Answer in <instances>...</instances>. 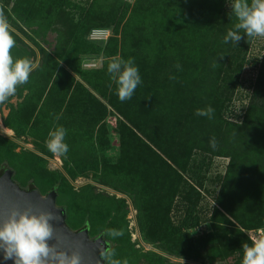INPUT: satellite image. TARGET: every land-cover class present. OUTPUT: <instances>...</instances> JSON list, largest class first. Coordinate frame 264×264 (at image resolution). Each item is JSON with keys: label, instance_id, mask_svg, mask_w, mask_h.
<instances>
[{"label": "trees", "instance_id": "trees-1", "mask_svg": "<svg viewBox=\"0 0 264 264\" xmlns=\"http://www.w3.org/2000/svg\"><path fill=\"white\" fill-rule=\"evenodd\" d=\"M224 2L13 3L16 15L36 19L44 28L65 17L73 32L63 46L62 64L46 53L44 77L32 81L33 112L21 118V128L32 133L62 126L66 138L81 137L94 157L89 170L128 187L138 198L144 237L170 247L173 256L204 254L206 264H241L242 242L251 243L249 237L264 232V50L241 121L226 119L223 112L234 97L251 38L223 42L237 23ZM110 28L103 47L86 39L94 29ZM92 56L102 58L101 66L83 68L82 59ZM114 56L133 58L142 79L123 103L107 73V61ZM208 106L214 109L211 119L195 114ZM109 117H116L121 151L113 165L104 159ZM7 127L15 131L12 124ZM211 158L228 163L223 176L212 182L219 190L208 208L202 206L200 190ZM33 189L30 184L28 190ZM203 223L209 231L193 236L190 232ZM85 227L89 233L88 221L80 229Z\"/></svg>", "mask_w": 264, "mask_h": 264}, {"label": "rangeland", "instance_id": "rangeland-1", "mask_svg": "<svg viewBox=\"0 0 264 264\" xmlns=\"http://www.w3.org/2000/svg\"><path fill=\"white\" fill-rule=\"evenodd\" d=\"M14 1L9 0L8 4H5L6 0L0 2V11L6 17L9 31L16 42L11 55L14 59L29 58L33 62V70L28 82L18 86L16 93L0 104V169L5 167L11 170L13 180L21 188L28 190L31 184L43 196L58 183L54 190L57 195L56 205L65 210V220L71 230L78 231L85 221L89 222L91 239L99 237L106 229L120 230L122 235L116 238L104 234L102 236L115 253L113 259L121 261V264L125 260L127 264H206L204 254L194 259L173 256L167 249L170 247L144 237L139 226L141 205L138 198L128 187L123 188L124 185H117L115 180H106L89 170L94 157L90 150L83 148L81 137L65 138L69 151L64 156L54 155L45 144L49 133L47 130L28 133L21 128V118L27 119L28 114L33 112L32 81L44 77L46 53H50L62 64L63 46L71 40L73 32L65 17H59L52 21L49 28H44L43 23L36 19H24L21 14L16 15L13 10ZM124 1L130 6L134 2ZM223 4L227 5V0ZM111 35V28L94 29L86 39L103 47ZM263 50L264 37L251 38L247 61L234 97L223 112L226 119L241 121L251 97ZM101 62L100 56H92L83 58L81 65L87 69L96 68L101 66ZM7 124H12L15 131L7 127ZM106 125L109 149L104 153V159L113 165L121 152L119 137L115 133L116 117H109ZM209 160V167L204 173L206 179L200 192L204 197L202 206L208 205L211 208L219 190V184L212 182L217 176H223L228 160ZM209 229L208 223H203L190 233L196 236Z\"/></svg>", "mask_w": 264, "mask_h": 264}, {"label": "clouds", "instance_id": "clouds-1", "mask_svg": "<svg viewBox=\"0 0 264 264\" xmlns=\"http://www.w3.org/2000/svg\"><path fill=\"white\" fill-rule=\"evenodd\" d=\"M229 16H235L237 23L224 36V43L238 44L242 39L264 37V0H227ZM15 39L9 25L0 11V104L13 96L17 87L28 82L33 62L27 57L13 58L11 49ZM179 67V65H177ZM107 73L115 84V93L120 102L130 100L142 83L139 68L133 58L111 57L107 61ZM214 109L208 106L197 109L195 114L212 118ZM67 130L58 126L48 133L45 141L47 149L54 155L64 156L69 151L65 142ZM215 147L214 139L210 142ZM59 217L51 210L33 211L30 207L12 208L7 217L0 222V249L4 260L13 264H81L82 256L78 249L66 251L57 247L56 229L53 221ZM106 236L116 238L122 235L117 229H106ZM57 240V244L49 241ZM251 243L242 242L243 258L241 264H264V232L249 237ZM106 264H121L113 259L114 251L102 253ZM123 264H127L125 260Z\"/></svg>", "mask_w": 264, "mask_h": 264}, {"label": "water", "instance_id": "water-1", "mask_svg": "<svg viewBox=\"0 0 264 264\" xmlns=\"http://www.w3.org/2000/svg\"><path fill=\"white\" fill-rule=\"evenodd\" d=\"M56 193L51 191L45 196L36 190H25L14 180L11 170L6 169L0 174V222L5 219L12 208L23 209L30 207L33 211L51 210L59 219L53 221L56 238L49 241L66 251L78 249L82 256L81 264H105L102 253L109 249V244L102 236L89 238L88 228L78 231L71 230L66 224L65 210L56 205ZM0 264H13L12 260H4L3 250L0 249Z\"/></svg>", "mask_w": 264, "mask_h": 264}, {"label": "flooded vegetation", "instance_id": "flooded-vegetation-1", "mask_svg": "<svg viewBox=\"0 0 264 264\" xmlns=\"http://www.w3.org/2000/svg\"><path fill=\"white\" fill-rule=\"evenodd\" d=\"M6 169H7V168H5L3 171H1L0 174L3 173Z\"/></svg>", "mask_w": 264, "mask_h": 264}, {"label": "built area", "instance_id": "built-area-1", "mask_svg": "<svg viewBox=\"0 0 264 264\" xmlns=\"http://www.w3.org/2000/svg\"><path fill=\"white\" fill-rule=\"evenodd\" d=\"M262 231H258L257 233L260 234Z\"/></svg>", "mask_w": 264, "mask_h": 264}]
</instances>
